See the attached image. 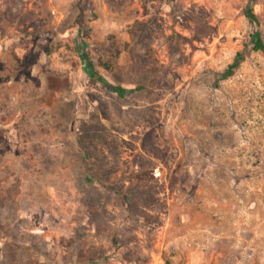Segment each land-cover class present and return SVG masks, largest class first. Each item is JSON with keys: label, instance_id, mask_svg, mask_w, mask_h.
<instances>
[{"label": "rangeland", "instance_id": "obj_1", "mask_svg": "<svg viewBox=\"0 0 264 264\" xmlns=\"http://www.w3.org/2000/svg\"><path fill=\"white\" fill-rule=\"evenodd\" d=\"M255 32L264 0H0V264H264Z\"/></svg>", "mask_w": 264, "mask_h": 264}, {"label": "trees", "instance_id": "obj_2", "mask_svg": "<svg viewBox=\"0 0 264 264\" xmlns=\"http://www.w3.org/2000/svg\"><path fill=\"white\" fill-rule=\"evenodd\" d=\"M252 1L255 2L256 0H252ZM247 16L252 23H254L258 20L257 13L255 12L253 7H249L247 9ZM253 42H254L255 48L257 50H263L264 51V40H263L260 32H255L253 34ZM82 56H83V59L85 61V69H86L88 75L92 79L101 82L105 87L109 88L110 90L119 94L120 96H125L127 94V92H128L127 88H125L122 85H117V84L110 82L107 78H105L103 75L99 74L96 71L94 62L91 60V58L89 57V55L86 52H84L82 54ZM244 60H245L244 52H239L235 58L234 63L232 65H230V67L228 68V70L226 71V73L224 75L227 77L233 75L235 70L241 66V64Z\"/></svg>", "mask_w": 264, "mask_h": 264}]
</instances>
